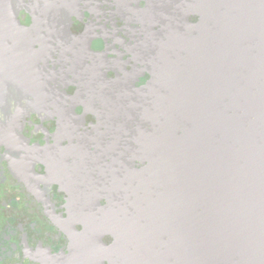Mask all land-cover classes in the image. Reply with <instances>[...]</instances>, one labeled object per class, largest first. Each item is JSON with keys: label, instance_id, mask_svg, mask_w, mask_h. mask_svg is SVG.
<instances>
[{"label": "water", "instance_id": "1", "mask_svg": "<svg viewBox=\"0 0 264 264\" xmlns=\"http://www.w3.org/2000/svg\"><path fill=\"white\" fill-rule=\"evenodd\" d=\"M82 2L0 0L14 58H0V71L10 63L16 80V58L26 59L37 74L31 105L45 104L50 81L47 26L63 10L68 31ZM22 9L29 27L17 20ZM198 9L188 34L151 35L157 55L145 85L104 102L93 98L103 79L90 37L71 36L80 46L70 63L89 76L81 94L97 115L91 128L115 146L95 164L98 194L69 199L73 218L59 220L68 255L46 264H264V0H203ZM10 89L0 84L3 99ZM19 119H8L7 135Z\"/></svg>", "mask_w": 264, "mask_h": 264}, {"label": "flooded vegetation", "instance_id": "2", "mask_svg": "<svg viewBox=\"0 0 264 264\" xmlns=\"http://www.w3.org/2000/svg\"><path fill=\"white\" fill-rule=\"evenodd\" d=\"M202 1L83 0L69 16L68 31L66 11H59L47 26L46 34L52 37L45 75L50 81L41 96L42 107L29 103L38 99L28 89L37 74L29 71L26 59L16 58V80L9 78L10 63L0 71V84L11 87L10 95L4 99L0 95V264H46L53 257L68 255L67 224L60 221L73 218L69 199L98 194L93 186L95 164L108 161L109 148L115 146L91 128L98 123L97 115L84 105L81 94L88 91L84 84L89 76L70 63L72 52L80 46L71 36L90 37L95 68L103 79L93 98L104 102L109 94L117 97L127 93L128 86L141 87L150 80L157 55L151 35L188 34ZM17 20L24 27L33 23L24 9ZM5 35L0 34V58L11 62L14 58L7 52L12 51L8 45L13 38ZM59 55L63 56L56 64ZM70 98L75 101L72 111ZM17 103L25 113L17 110ZM16 116L21 127H13L7 135L5 124ZM74 228L80 231L82 224Z\"/></svg>", "mask_w": 264, "mask_h": 264}]
</instances>
